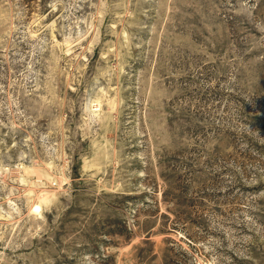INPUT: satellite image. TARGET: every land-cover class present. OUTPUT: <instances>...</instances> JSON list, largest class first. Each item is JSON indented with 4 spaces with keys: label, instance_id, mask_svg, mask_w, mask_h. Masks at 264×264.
I'll list each match as a JSON object with an SVG mask.
<instances>
[{
    "label": "rangeland",
    "instance_id": "1",
    "mask_svg": "<svg viewBox=\"0 0 264 264\" xmlns=\"http://www.w3.org/2000/svg\"><path fill=\"white\" fill-rule=\"evenodd\" d=\"M0 264H264V0H0Z\"/></svg>",
    "mask_w": 264,
    "mask_h": 264
},
{
    "label": "bare ground",
    "instance_id": "2",
    "mask_svg": "<svg viewBox=\"0 0 264 264\" xmlns=\"http://www.w3.org/2000/svg\"><path fill=\"white\" fill-rule=\"evenodd\" d=\"M34 208H35L34 211H36V212L39 211V209H40L39 206H36V207H34Z\"/></svg>",
    "mask_w": 264,
    "mask_h": 264
}]
</instances>
